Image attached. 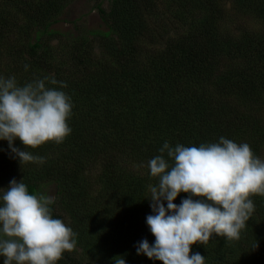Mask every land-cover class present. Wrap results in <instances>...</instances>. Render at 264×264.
I'll use <instances>...</instances> for the list:
<instances>
[{
	"label": "trees",
	"instance_id": "16d2710c",
	"mask_svg": "<svg viewBox=\"0 0 264 264\" xmlns=\"http://www.w3.org/2000/svg\"><path fill=\"white\" fill-rule=\"evenodd\" d=\"M69 2L0 0V78L18 86L48 78L46 88L72 104L62 143L25 149L42 163H20L0 140V197L12 180L30 194L53 188V218L69 223L76 245L105 248L101 264H160L137 249L155 243L146 218L158 178L148 162L163 144L224 137L264 160V0H109L108 9L99 4V28L57 29ZM13 147L24 150L19 140ZM251 199L239 240L213 235L190 255L204 264H264V197ZM92 226L106 234L86 238ZM57 264L89 263L65 252Z\"/></svg>",
	"mask_w": 264,
	"mask_h": 264
},
{
	"label": "clouds",
	"instance_id": "9594fccd",
	"mask_svg": "<svg viewBox=\"0 0 264 264\" xmlns=\"http://www.w3.org/2000/svg\"><path fill=\"white\" fill-rule=\"evenodd\" d=\"M45 79L18 86L14 77L0 78V140L20 163L43 162L25 149L45 143L60 144L71 133L70 97L46 88ZM52 85L58 82L53 78ZM60 88L66 84L60 83ZM19 140L24 150L13 147ZM173 163L170 165L164 153ZM161 155L148 162L158 178L150 186L153 215L146 218L155 238L140 242L143 254L160 264H204L205 257L191 254L193 245H206L213 235L239 240L254 212L253 196L264 197V160L247 143L221 137L218 143L175 147L165 142ZM184 193L179 206L173 201ZM195 198V199H193ZM167 202L165 208L164 203ZM54 198L30 194L28 186L12 180L0 197V257L3 264H57L76 247L73 230L53 218ZM116 264H125L121 257Z\"/></svg>",
	"mask_w": 264,
	"mask_h": 264
},
{
	"label": "rangeland",
	"instance_id": "374dc122",
	"mask_svg": "<svg viewBox=\"0 0 264 264\" xmlns=\"http://www.w3.org/2000/svg\"><path fill=\"white\" fill-rule=\"evenodd\" d=\"M100 3L105 9L109 8V0H70L61 15V20L64 23L56 25V28L63 30L65 27L72 28L74 25H83L89 29L99 28L101 20L97 10ZM101 192L102 188L98 186L94 189L93 195H98ZM42 195L53 197V188ZM67 226H69V223ZM99 234H106V232L96 229L95 226L86 229L85 233H83L86 238L89 237L91 239L97 238ZM105 254V248L102 250L97 242L88 243L86 241L76 245L75 250L71 252V257L89 264H101ZM0 264H3V257H0Z\"/></svg>",
	"mask_w": 264,
	"mask_h": 264
}]
</instances>
